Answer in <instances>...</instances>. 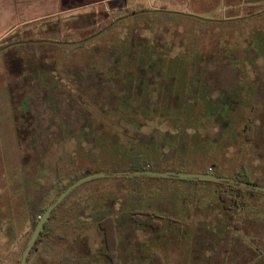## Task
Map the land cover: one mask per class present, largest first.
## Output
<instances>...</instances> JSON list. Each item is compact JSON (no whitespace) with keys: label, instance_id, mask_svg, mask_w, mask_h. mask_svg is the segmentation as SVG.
<instances>
[{"label":"rangeland","instance_id":"374dc122","mask_svg":"<svg viewBox=\"0 0 264 264\" xmlns=\"http://www.w3.org/2000/svg\"><path fill=\"white\" fill-rule=\"evenodd\" d=\"M67 1L0 0V48L15 42L0 51V217L15 232L11 238L0 230V264L21 257L32 232L28 210L40 213L54 198L57 173L64 183L88 168L120 163L112 142L149 144L154 135L182 128L198 137L193 148L205 149L190 156L188 167L232 175L244 164L264 185V0H119L120 8L152 4L171 11L150 23L134 15L115 22L123 12L112 10L118 0ZM5 51L21 57L12 70ZM193 87L206 90L189 103ZM168 92L181 98L156 103L158 93ZM222 94L234 106L221 123L206 104ZM124 102L133 103L127 109ZM99 143L106 148L99 150ZM159 151L163 160L174 156L165 143ZM92 180L68 199L66 223H54L47 249L39 255V245L29 264H62L64 254L102 264L103 231L76 226L77 219L91 220V205L98 203L120 216L118 264H149L154 251L174 264H264V196L243 192L245 209L226 211L211 185L197 184V193L186 194L180 181H146L144 201L177 222L139 226L129 216L134 204L140 207L136 186ZM174 190L187 198H174ZM238 222L230 249L221 253L226 228ZM21 232L20 250L12 243Z\"/></svg>","mask_w":264,"mask_h":264},{"label":"trees","instance_id":"16d2710c","mask_svg":"<svg viewBox=\"0 0 264 264\" xmlns=\"http://www.w3.org/2000/svg\"><path fill=\"white\" fill-rule=\"evenodd\" d=\"M65 3L67 0H63ZM94 1V0H89ZM88 1V2H89ZM101 1V0H98ZM68 2V1H67ZM123 12L120 15H114L113 19L116 20L119 17L122 16H130L134 15L137 18L138 17H146V23H150L152 21V16L155 18L159 17L162 13L161 11H155V10H148L147 8H141V7H125L122 9ZM202 20V19H201ZM208 22H217V21H210L205 20ZM63 41H66L65 38H62ZM9 43V42H8ZM6 55V64L7 69L14 68V66H17L19 61L21 60V57L15 54H10L5 51ZM199 87H193L192 90L189 91V93L186 95L185 100L189 103L194 101V97H196V94H200L201 91L206 90L204 89H197ZM179 94L168 92L167 95H161L158 93L157 96V102H162L163 100H166L168 104L174 105V101L176 98H178ZM226 95L223 94L218 99L208 98V104L206 106H209L208 109L212 112V114L215 115V119L218 120V122H228L229 120V112L232 110V107L234 106L233 103H231L228 99H224ZM181 98V96H179ZM224 99V100H223ZM126 102V101H125ZM125 107H127L128 104H132L133 102H127L125 103ZM176 102V101H175ZM178 102V101H177ZM151 106L145 107L144 109H147L144 111L145 118H151ZM153 108V107H152ZM255 120L253 118H250L247 122L246 127L248 128L249 132L248 135L254 134L256 131L255 129ZM182 127V126H180ZM154 140L151 141L149 144L144 142H130V143H111V147H109V150H114V152L119 156L118 159L120 163L117 166H110L106 168H88L86 170L81 171L79 174H76L72 176L69 180L62 183V174L57 173V177L54 183V188L57 189L56 194L52 200H50L46 205L40 208V213H35L33 211V206H31L28 210V216L29 220L31 222V229L35 228L37 225L40 216L46 211L55 201L58 199V197L74 182L79 180L80 178H83L89 174L92 173H98V172H111L112 174L110 176H104V177H98L94 178V180L102 179V178H115V179H121L125 180L126 182L132 184L133 186H136L135 189L138 192L137 194H132L133 196H138L140 207L137 204H134V209L130 211V219L134 225H146L149 224L153 227H159L163 224L164 220H167L169 223L177 222L175 220V217H171L167 214L161 213L158 209H154V207L150 208V204L144 201L145 196H143V187L145 186L144 182L146 181H157L161 184L166 183H176L178 181L185 183L189 187V192L186 191V194L192 192L197 193L198 187L197 184H204V185H211L214 187L215 192L217 193L216 199L217 202L221 205V208L226 211H238L241 209H245L246 207V201L244 199L243 192H246L253 196H264V192L260 191L256 188H251L243 185H239L236 183L231 182H217V181H210V180H202V179H184L179 178L177 176H157V175H147L144 173L148 170L153 171H168V170H177V171H196L201 173H213L218 176H227L239 180H243L246 182L255 183L257 186L264 187L263 184L259 183L257 180H254L252 178V175L250 174V171L248 170L246 165H242L240 168L236 169L234 174L232 175H226L223 174L220 170H216L213 167H207L205 169L195 170V168L188 167V162H190V156L199 153L201 151H204L205 149H195L192 147L193 144H195L198 141V137L196 138L193 134H188L186 131H184L182 128L180 130H177L176 133H174L171 136H168L166 134H158L154 135ZM213 141V140H212ZM161 143H165L169 150L174 153V156L171 159L163 160L162 154L159 151V148L161 146ZM213 144L216 146V143L213 141ZM199 145V144H198ZM99 150L105 149V145H101L100 143L97 146ZM164 153V152H163ZM261 154H264V150L261 151ZM94 156H97V153H93ZM164 163L168 165H164ZM178 164H180L178 166ZM93 181V180H90ZM83 185V184H82ZM78 186L77 188L73 189L69 195L66 196V198L58 205L56 209H54L51 212V215L45 225V227L42 230V233L40 234L37 242H36V250L38 249L39 245H42V247L39 250V255L42 253V251L47 249V240L51 235H53L56 232L54 223H66V218L69 215L70 208H64L68 199L79 190V188L82 186ZM197 189V190H196ZM191 190V191H190ZM174 194V195H173ZM172 196L174 198H187L185 196V191H172ZM145 205V207H144ZM177 205V203H176ZM138 206V207H137ZM73 209V207L71 208ZM186 209V210H185ZM182 210V208H180ZM183 210L186 211V213L190 212V208L187 206L183 207ZM182 213V211H180ZM185 213V214H186ZM119 214L115 211V209L111 206H107L103 203L98 204H92L91 205V211H90V221L83 220V219H77L76 226L81 227V225H90L94 224L103 231L104 233V244L102 246V256L98 257L100 262L102 264H117L119 260V250H120V244H121V238L118 233V228L120 225V218ZM240 223H236V225L231 228L228 227L225 230V238H221L220 243L218 244V248L221 253L227 252L233 242L234 239V230H238L240 227ZM32 233V232H31ZM58 238L62 239L64 238L62 233H58ZM57 239V238H55ZM28 241V240H27ZM77 241V239H76ZM27 244V242H26ZM26 244L24 245V249L26 247ZM24 250L22 251V253ZM35 250L30 254L27 264H29V261L33 255ZM21 253V256H22ZM20 258L17 261L16 264H19ZM62 264H94L91 262V259L89 258H82L80 257H72L70 254H64L62 260ZM149 264H174L173 262H169L165 259L164 255H162L159 251H154L151 255V260ZM207 264H213L211 262Z\"/></svg>","mask_w":264,"mask_h":264},{"label":"water","instance_id":"95a60500","mask_svg":"<svg viewBox=\"0 0 264 264\" xmlns=\"http://www.w3.org/2000/svg\"><path fill=\"white\" fill-rule=\"evenodd\" d=\"M155 11H161V12H171L166 10L165 8H161V9H153ZM177 14H181V15H188V16H192V17H196L202 20H205L201 17L195 16L193 14H190L188 12H176ZM126 16H122L116 19L115 22L122 20L123 18H125ZM210 21H219V20H223V19H207ZM225 20V19H224ZM230 20V19H228ZM113 24V23H112ZM112 24L108 25L107 27H105L104 29L101 30V32H103L105 29L109 28L110 26H112ZM99 32V33H101ZM98 33V34H99ZM13 43L15 42H11L8 43L7 45L3 46L0 48V51L8 48L9 46H11ZM144 173H146L147 175H157V176H177L179 178H184V179H202V180H210V181H217V182H231V183H236L239 185H243V186H247V187H251V188H256L260 191L264 192V187H260L257 186L255 183H251V182H246L243 180H239V179H235V178H231V177H227V176H218L215 175L213 173H201V172H196V171H177V170H168V171H153V170H148L145 171ZM112 173L111 172H98V173H92L89 174L83 178H80L79 180H77L76 182H74L72 185H70L59 197L58 199L55 201V203H53L46 211H44V213L40 216V219L37 223V225L35 226V228L33 229L31 236L29 238L28 244L24 250V252L22 253L21 259L19 264H27L28 258L31 254V251L35 245V243L37 242L40 234L42 233L43 228L45 227L51 212L56 209L58 207V205L66 198L67 195H69L71 193V191L75 188H77L78 186L86 183L87 181H90L94 178H98V177H104V176H110Z\"/></svg>","mask_w":264,"mask_h":264},{"label":"flooded vegetation","instance_id":"af4514ba","mask_svg":"<svg viewBox=\"0 0 264 264\" xmlns=\"http://www.w3.org/2000/svg\"><path fill=\"white\" fill-rule=\"evenodd\" d=\"M1 218H2V217H0V230H1V231H4L5 234L10 235L11 238H13L12 235H13V233H15V232H14V228H13V226H12L11 221L9 220V222H8V223L6 222V225H4V222L1 221ZM30 236H31V235H30ZM11 238H10V239H11ZM29 238H30V237H29ZM29 238H28V241H29ZM23 239H24V234H23V232L18 233L17 236L15 237V242L12 243V245L16 244L17 248L21 250V249L23 248ZM28 241H27V244H28ZM2 244H3V240H2L1 237H0V245H2ZM27 244H26V246H27ZM35 247H36V243H35V245H34L32 251H31V254H32V252H33L34 250H36ZM25 248H26V247H25ZM23 250H25V249H23ZM20 258H21V257H20ZM11 264H12V263H11ZM117 264H118V263H117Z\"/></svg>","mask_w":264,"mask_h":264},{"label":"crops","instance_id":"0c3cea01","mask_svg":"<svg viewBox=\"0 0 264 264\" xmlns=\"http://www.w3.org/2000/svg\"><path fill=\"white\" fill-rule=\"evenodd\" d=\"M110 1H113V0H105V2H110ZM115 1V0H114ZM93 5V4H92ZM111 7L113 8H110V9H112V10H114V11H117V10H122V9H124L125 8V6L124 7H121L120 8V3H119V0L116 2V4L113 6V5H111ZM126 7H129V6H126ZM148 9H161V8H157V7H152V4H150V5H148V7H147V10ZM108 15H110L111 13L110 12H108L107 13Z\"/></svg>","mask_w":264,"mask_h":264}]
</instances>
